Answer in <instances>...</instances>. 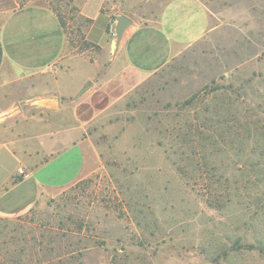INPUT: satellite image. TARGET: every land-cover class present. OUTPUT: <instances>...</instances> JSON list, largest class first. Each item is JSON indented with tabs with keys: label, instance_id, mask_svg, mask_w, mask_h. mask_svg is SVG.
Segmentation results:
<instances>
[{
	"label": "rangeland",
	"instance_id": "374dc122",
	"mask_svg": "<svg viewBox=\"0 0 264 264\" xmlns=\"http://www.w3.org/2000/svg\"><path fill=\"white\" fill-rule=\"evenodd\" d=\"M170 1L75 0L62 26L48 0H0L24 98L55 96L12 127L25 165L0 192V264H264V0H200L207 34L141 70L128 47Z\"/></svg>",
	"mask_w": 264,
	"mask_h": 264
},
{
	"label": "crops",
	"instance_id": "0c3cea01",
	"mask_svg": "<svg viewBox=\"0 0 264 264\" xmlns=\"http://www.w3.org/2000/svg\"><path fill=\"white\" fill-rule=\"evenodd\" d=\"M82 12L94 23L96 16L100 18L104 15L102 2L96 16L87 13V6L82 9ZM209 24L210 14L200 0H172L162 11L158 32H145L138 36V40L130 44L128 47L129 59L134 66L141 70L157 69L165 64L179 47L190 46L200 41L207 34ZM27 33H29L28 37L32 36V29ZM47 36L44 35L47 43H50L51 35ZM41 37L39 36V40L32 41V43L41 42L44 39ZM35 38L36 36L33 37V39ZM33 51L38 56L39 48L35 47ZM9 61L10 47L7 35L0 30V95L5 104H8L6 110L2 108L5 111H0V192L12 182L25 165L24 146L20 141L24 138L20 139L19 133L12 128L18 125L17 117L25 105L24 101L37 108H40L41 103L45 101H49V103L55 101V96L51 98L50 94L42 98L39 95L40 89L32 97L24 98L25 87L22 81L25 78V70L23 68L9 70ZM32 75L34 74H30V76ZM10 76L15 79H8ZM12 84L15 85L10 86ZM31 89L34 92V87ZM10 93L21 95L16 96L10 102L8 99ZM3 125H7V127L4 128Z\"/></svg>",
	"mask_w": 264,
	"mask_h": 264
},
{
	"label": "trees",
	"instance_id": "16d2710c",
	"mask_svg": "<svg viewBox=\"0 0 264 264\" xmlns=\"http://www.w3.org/2000/svg\"><path fill=\"white\" fill-rule=\"evenodd\" d=\"M17 1V0H16ZM28 0H18V4L20 5L21 8H23ZM49 1V9L56 15V17L58 18V20L60 21V24L62 26H65L66 22L64 19V15L62 14V8L63 7H68L70 10L75 11V8L73 6V2L75 0H48ZM196 97H193L191 101H193ZM190 101V102H191ZM245 250H258L259 248H257L256 246H244L241 247ZM240 248V249H241ZM263 250V249H262Z\"/></svg>",
	"mask_w": 264,
	"mask_h": 264
},
{
	"label": "water",
	"instance_id": "95a60500",
	"mask_svg": "<svg viewBox=\"0 0 264 264\" xmlns=\"http://www.w3.org/2000/svg\"><path fill=\"white\" fill-rule=\"evenodd\" d=\"M116 20H117V25L115 28V34L117 36L116 47L118 49L120 47V44L122 42V39L124 37L126 30L130 26H132L134 24V22L132 19H130L129 17H127L125 15L118 16L116 18ZM92 86H93V83L88 82V84H86V86L83 88L82 94L87 92Z\"/></svg>",
	"mask_w": 264,
	"mask_h": 264
}]
</instances>
